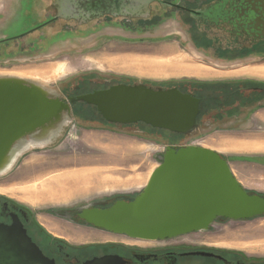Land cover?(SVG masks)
Masks as SVG:
<instances>
[{
    "label": "rangeland",
    "instance_id": "rangeland-1",
    "mask_svg": "<svg viewBox=\"0 0 264 264\" xmlns=\"http://www.w3.org/2000/svg\"><path fill=\"white\" fill-rule=\"evenodd\" d=\"M27 1L0 0V39L29 26L26 18L14 14L16 6L26 7ZM67 2L76 1L32 0L36 19L32 26L53 16L56 21L0 46V77L32 83L66 100L68 106L40 137L34 135L37 130L12 151L9 168L0 175V201L22 209L32 228L53 239V251L46 249L51 256L67 254L80 261L106 252L131 259L140 251L206 250L264 261V215L237 220L219 217L208 229L162 240L113 233L86 224L77 215L82 208H106L117 200L133 199L146 186L167 147L198 146L216 152L245 191L264 197V108L260 103L254 101L255 111L245 118H232L224 107L228 99L217 101L220 94H211L195 128L177 134L141 122L113 124L94 106L69 100L119 83L180 87L199 96L198 83H216L221 88L219 84L230 82H264V41L252 46L250 40H227L221 36L228 30L217 28L211 32L217 39L206 40L195 27L184 24L187 18L158 0H112L109 9H92L90 1L77 0L93 11L80 16L61 11ZM250 94L254 100L256 93ZM93 172L121 184L94 189L90 185L81 191V181L71 180ZM58 182L75 183L77 194L63 201L46 199L50 192L58 194ZM209 262L202 257L179 260V264Z\"/></svg>",
    "mask_w": 264,
    "mask_h": 264
},
{
    "label": "water",
    "instance_id": "water-1",
    "mask_svg": "<svg viewBox=\"0 0 264 264\" xmlns=\"http://www.w3.org/2000/svg\"><path fill=\"white\" fill-rule=\"evenodd\" d=\"M254 1L257 9L251 3L239 15L245 21L234 28H244L261 41L264 0ZM69 100L94 106L113 124L141 122L177 134L192 131L200 113V99L176 87L154 89L119 83ZM67 107L32 83L0 77V164L15 142L47 126ZM77 215L86 224L113 233L162 240L208 229L219 217L237 220L264 215V197L245 191L216 152L198 146L167 147L146 186L133 199L117 200L106 208H82ZM181 256L213 257L214 253L195 250ZM0 264L56 263L42 253L14 218L10 225H0ZM82 264H125V260L118 254H105Z\"/></svg>",
    "mask_w": 264,
    "mask_h": 264
},
{
    "label": "flooded vegetation",
    "instance_id": "flooded-vegetation-1",
    "mask_svg": "<svg viewBox=\"0 0 264 264\" xmlns=\"http://www.w3.org/2000/svg\"><path fill=\"white\" fill-rule=\"evenodd\" d=\"M73 1L76 2L75 3L67 2V4L65 3L62 4L61 11L65 14L75 15V16L76 15L80 16V14H82L83 12H89V13L93 12L92 10H86L85 6L84 5L81 6V3L79 4L77 0H73ZM87 1H90L89 5L92 9H99V8L109 9L110 7L109 2H111L112 0H87ZM256 2L257 1L254 0H158V3L161 6L172 9L175 13H178L184 19L187 18V21L184 20V24L186 25L189 24L191 27H195L197 29L196 30L197 34H199L203 38H206V40L217 39L216 35L211 36L212 34L211 32L213 28L214 29L217 28L218 31L227 29L228 33L224 32L225 34L221 36L222 38H225L227 40H234L236 42L240 41L239 43H242L245 40L247 41L250 40L253 41L252 46L264 41V38L261 41L257 40L258 37L257 35L253 36V34H249L243 31L244 30L243 27H242L243 30L239 29V27L238 30H235L236 28L234 27L235 25L237 24L239 25L241 22L243 23L245 21L243 17H241L240 19L239 15L243 11L248 9V7L251 6V3H253L254 8L257 9ZM14 14L16 18L18 17L26 18V20H28L31 23L27 28L17 33H14L10 36L5 35L6 37L0 39V46L7 45L11 41L20 40L30 35L32 32L46 26L47 24L56 21V16H53L48 19L45 18L43 21L35 24V26L34 25L32 26V24L36 21V19L32 15V0L27 1L26 7H23L21 3H19V6H16ZM257 33L260 32L255 31V34ZM258 49L259 48L256 49L254 48V50H258ZM3 53L5 54V51ZM244 82L246 81H243L241 84L237 83L232 87L236 90L235 94L232 96H235L236 94H238V96L235 97L229 96V98L227 97L228 100L226 101L224 107L227 108L228 111L227 113L230 114L232 118H245L247 114L250 113L252 114L255 111L254 104L260 103L259 106L260 107L263 106L262 108H264V82H251V83L250 82L244 83ZM96 90H100V89H96ZM253 92L256 93V97H254V100H250L249 98L253 97L251 96L252 94L250 93ZM190 94H193L194 96L197 95L195 91L190 92ZM59 100L63 103L66 102V100L64 99H59ZM254 101H256L257 103L253 104ZM235 110L236 112H233ZM35 131H33L32 133H34ZM32 133L24 135L23 137L28 136L26 138H30ZM14 218H17L23 224V227L26 229L28 236H30L32 241L37 244V246L40 248L42 253L45 256L54 259L56 264H82L85 260L91 259L96 256H102L105 254H118L122 256V258L125 260V264H179V260L183 258L181 256L182 252H177L172 250L160 251V252H158V250L156 252L155 251L134 252L132 254L133 256L131 259L129 257L126 258L123 255L116 252H106L99 255H93L91 257L82 259L80 261L73 258V256L67 254L66 256H62V255L51 256L46 251L44 246H42L38 242L37 238L33 235V233L31 234V231L27 226V222L29 219L27 213L24 212L22 209L11 207L9 206L8 203L0 201V225H10ZM212 253H214L213 257H202L204 259H208L210 261L209 264H264V261L248 260L246 257L239 254H232V253L219 254L216 252H212ZM185 257H200V256H185Z\"/></svg>",
    "mask_w": 264,
    "mask_h": 264
},
{
    "label": "trees",
    "instance_id": "trees-1",
    "mask_svg": "<svg viewBox=\"0 0 264 264\" xmlns=\"http://www.w3.org/2000/svg\"><path fill=\"white\" fill-rule=\"evenodd\" d=\"M232 84V85H231ZM237 83H227V84H219L221 86V88L218 87V84L216 83H198V85L196 86L197 89L199 88L200 89V94H198L199 96H197L199 99H200V110H202L203 108V103H207L208 102V97L212 94L213 97H216V95L220 94V99H217V101L221 100V99H225V98H229V96H232L235 94L236 90L233 87V85H235ZM235 87V86H234ZM181 92H184V93H190L180 87H177ZM209 92V94H207ZM217 93V94H216ZM235 96H238V94H236ZM235 96H232V97H235ZM227 98V99H228ZM32 222H30V220H28L27 222V226L29 228V230L31 231V234L33 233V235L37 238L38 242L44 246L45 249H50L51 248V251H53V239L50 240L48 237L46 238L44 236V233H42V230L39 228V232L36 228H32ZM56 242V241H55ZM55 250V249H54Z\"/></svg>",
    "mask_w": 264,
    "mask_h": 264
},
{
    "label": "crops",
    "instance_id": "crops-1",
    "mask_svg": "<svg viewBox=\"0 0 264 264\" xmlns=\"http://www.w3.org/2000/svg\"><path fill=\"white\" fill-rule=\"evenodd\" d=\"M31 172V171H30ZM82 176H76V177H74L73 179H71L72 181H76V180H80L81 182L79 183L80 185H79V188H80V190L82 191V190H84L85 188H88L90 185V188L91 189H94V188H102L103 187V185H104V183L106 182H101V180H100V182H99V177H101V176H99L98 174H97V172H93V173H87V174H85V173H82L81 174ZM93 178H95V179H93ZM97 178V179H96ZM96 180H98V182L96 181ZM90 181H93L92 183L90 182ZM120 182V181H119ZM119 182H117V179H115L112 183H110V182H106L105 184H108V185H110L111 187H115V186H118V185H120L121 183H119ZM98 183V184H97ZM100 183V184H99ZM62 184H63V182H58V184H57V187H59V188H62L61 186H62ZM93 184V185H92ZM64 188V187H63ZM89 188V189H90ZM58 192H59V189L57 190ZM49 193V192H48ZM55 193H52V192H50V194L49 195H45V198L46 199H48V200H50V201H63V200H67L69 197H71V196H64L63 198H60V196L59 195H61V193L59 192L58 194H56V196L54 195ZM77 194V193H76ZM54 197H53V196ZM69 195H74V194H69ZM52 196V197H51Z\"/></svg>",
    "mask_w": 264,
    "mask_h": 264
},
{
    "label": "bare ground",
    "instance_id": "bare-ground-1",
    "mask_svg": "<svg viewBox=\"0 0 264 264\" xmlns=\"http://www.w3.org/2000/svg\"><path fill=\"white\" fill-rule=\"evenodd\" d=\"M93 4V3H92ZM61 116V115H60ZM47 126H45V127H43L42 129H39L38 130V132H36V133H34V135H35V137L36 138H38V137H40L41 135H42V131L44 130V128H46ZM23 138V137H22ZM22 138H20L16 143H14L12 146H11V148H10V150L8 151V153H7V155H6V157L4 158V160L1 162V164H0V175H2V174H4V173H6V171L8 170V168H9V158H10V155H11V153H12V151L15 149V148H17V146H18V144H22ZM31 141H32V139H31ZM21 142V143H20ZM30 148V147H29ZM10 164H11V162H10ZM13 164V163H12ZM11 166V165H10ZM93 179H95V178H93ZM97 179V178H96ZM99 180V182H100V180H101V182H110V183H112V180H110L109 181V179H107V180H105V179H102V178H99L98 179ZM98 180H96L97 182H98ZM91 183L93 182V181H90ZM105 182V183H106ZM77 184L79 183V181H77L76 182ZM104 183V184H105ZM75 183H71V184H62V188H60V193H61V195H59L60 196V198H63L64 196H68L69 194H73V193H76L77 192V189L75 188V189H73L74 187L73 186H76V185H74ZM98 184V183H97ZM100 184V183H99ZM72 185V186H71ZM64 187V188H63ZM59 193V192H58ZM55 196H56V194H54ZM53 196V195H52ZM51 196V197H52ZM54 197V196H53Z\"/></svg>",
    "mask_w": 264,
    "mask_h": 264
}]
</instances>
